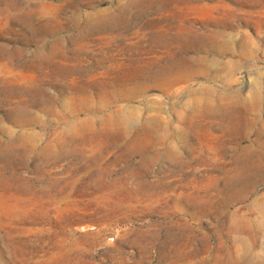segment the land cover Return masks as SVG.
Here are the masks:
<instances>
[{"label":"rangeland","instance_id":"1","mask_svg":"<svg viewBox=\"0 0 264 264\" xmlns=\"http://www.w3.org/2000/svg\"><path fill=\"white\" fill-rule=\"evenodd\" d=\"M0 264H264V0H0Z\"/></svg>","mask_w":264,"mask_h":264}]
</instances>
